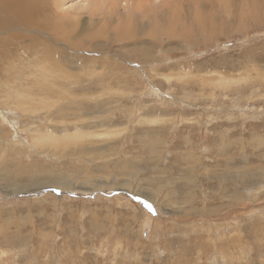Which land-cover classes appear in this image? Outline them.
Masks as SVG:
<instances>
[{
    "label": "rangeland",
    "instance_id": "rangeland-1",
    "mask_svg": "<svg viewBox=\"0 0 264 264\" xmlns=\"http://www.w3.org/2000/svg\"><path fill=\"white\" fill-rule=\"evenodd\" d=\"M46 1L47 65L0 64V264H264V0Z\"/></svg>",
    "mask_w": 264,
    "mask_h": 264
},
{
    "label": "bare ground",
    "instance_id": "bare-ground-1",
    "mask_svg": "<svg viewBox=\"0 0 264 264\" xmlns=\"http://www.w3.org/2000/svg\"><path fill=\"white\" fill-rule=\"evenodd\" d=\"M45 2H48V1H46V0H9V1L0 0V48H2L4 50H8V52H9V53H6L4 51H0V59L2 60V61H0V64L4 63L5 65H12L10 67L12 70H14L15 74L17 73V71H15L16 69L13 67V64L10 61V60H14V58L17 57V56L15 57V53H17V51L12 49V46L14 43H15L14 45L16 46V48H19V51L22 49H26V50L34 49V50H36L35 52H32V53H33V57L36 58L35 63L37 65H47L46 62H48V61H46V60L48 59L49 53L51 54V50H53V52H55L54 50H56V49H52L51 45L48 42L43 40L45 38L44 35L47 34V33H45V29L48 28L46 26V24H47L46 22H47V19H49V18L46 19V17L48 15L45 14L46 9L44 10V3ZM46 7H48V6H46ZM56 9H57V7H56ZM51 12H52V10H51ZM56 15H57V13H56ZM48 17H50V16H48ZM51 19H52V17H51ZM127 21H129V20H127ZM57 22L50 29V31L54 35H55L57 29L60 28V26ZM32 32H35L36 35H32L31 34ZM49 38L55 44H61V42L57 38H54L51 35H49ZM21 57L18 56V58L20 59V61L18 63H23V61L26 59V58H21ZM54 57H55V55H54ZM45 58H46V60H45ZM51 59H52V61L54 60V63L56 62V60L54 58H50L49 60H51ZM24 66L26 67L27 65H24ZM41 70L42 71H40L38 69V71L35 70V71H30V72H23V73H21L20 76L25 77V76H29V75L34 74L36 77L43 78V77H45V73H47V71H45L44 69H41ZM3 80H6L8 82L7 79H3ZM10 87L11 86H9V84H8L3 91V93H5V96H6V98H8V100L10 99V97H12L11 90L14 91V88L13 87L10 88ZM4 106H5V104H4ZM20 107H23V104H20ZM2 122H3V120H2Z\"/></svg>",
    "mask_w": 264,
    "mask_h": 264
},
{
    "label": "snow or ice",
    "instance_id": "snow-or-ice-1",
    "mask_svg": "<svg viewBox=\"0 0 264 264\" xmlns=\"http://www.w3.org/2000/svg\"><path fill=\"white\" fill-rule=\"evenodd\" d=\"M148 207H149L150 210H152V209H151V205H148ZM153 211H154V210H153Z\"/></svg>",
    "mask_w": 264,
    "mask_h": 264
}]
</instances>
